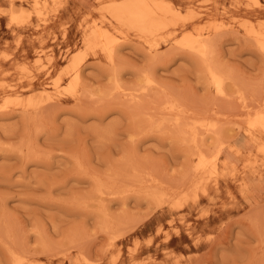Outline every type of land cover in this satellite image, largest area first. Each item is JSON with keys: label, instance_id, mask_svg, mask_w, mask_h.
I'll list each match as a JSON object with an SVG mask.
<instances>
[{"label": "rangeland", "instance_id": "rangeland-1", "mask_svg": "<svg viewBox=\"0 0 264 264\" xmlns=\"http://www.w3.org/2000/svg\"><path fill=\"white\" fill-rule=\"evenodd\" d=\"M114 1L0 0V264H264V133L231 152L264 109V0H167L183 18L149 36L117 23L105 8ZM105 28L111 56L87 52L66 94L70 76L54 78ZM188 32L213 45L206 58L220 89L178 45ZM15 97L25 106L7 102ZM196 118L227 141L218 172L207 165L192 182L191 150L210 157L219 135L196 123L194 143L175 125ZM160 190L182 206L155 205L148 192Z\"/></svg>", "mask_w": 264, "mask_h": 264}, {"label": "bare ground", "instance_id": "bare-ground-1", "mask_svg": "<svg viewBox=\"0 0 264 264\" xmlns=\"http://www.w3.org/2000/svg\"><path fill=\"white\" fill-rule=\"evenodd\" d=\"M35 1V0H34ZM99 1H101V0H99ZM258 1V0H257ZM173 4V3H172ZM169 1H167V0H118V1H114V2H111L110 4H107L106 6H105V8H106V10L110 13V15H111V17L117 22V23H119V24H121V25H124V26H127L129 29H132V30H134V31H136L137 33H139L141 36H149V35H153V34H155L156 32H158V31H160L161 29H163V28H165L166 26H167V23H176L179 19H182L183 17L181 16V12H179L176 8H174L173 7V5H172ZM44 7V6H43ZM6 8V7H5ZM7 9V8H6ZM27 9V8H26ZM8 11V10H7ZM34 12V11H33ZM25 14V10H23V9H20L19 11H15V10H12L11 11V17H12V19H18V18H20L21 16H23ZM28 15H29V13H28ZM103 15V14H102ZM27 17V16H26ZM107 19V18H106ZM18 22V21H17ZM259 24V22L257 23V25ZM87 27V26H86ZM100 29V28H99ZM98 29V30H99ZM227 31V30H226ZM225 31V32H226ZM248 32H249V34H251V35H254L255 37H258V35L260 34L254 27H250L249 28V30H248ZM83 34V33H82ZM215 34V33H214ZM203 35V34H202ZM198 36H200L199 34H198ZM217 37V36H216ZM206 38H207V36H206ZM210 38V40H211V36L209 37ZM115 38L113 37V36H111V34L109 33V31L105 28V29H102V30H99V31H92V33H91V35L90 36H88L87 38H85V48H83V49H80V50H77L76 52H74L73 53V55H72V57H71V59L69 60V62H68V64L64 67V69H63V73H61L60 75H58L56 78H54V80H55V84L57 85L58 83H59V81L62 79V77L64 76V75H69L70 76V80L68 81V83L66 84V85H64L63 86V92H65L66 94H68V95H73L75 92H76V89H77V85H78V76H79V69H80V64H81V61L83 60V58L85 57V55L87 54V52H89V51H94L95 49H100L102 52H104V53H106L107 54V56H111L110 55V53H111V46H112V44H113V42L115 41L114 40ZM213 39V38H212ZM217 39V38H216ZM248 38L246 37V39L245 40H247ZM250 39L251 38H249L248 40L250 41ZM256 39V38H255ZM201 40H204V39H201ZM195 34H192V33H186L183 37H181L179 40H177V43H178V45H180V46H183V47H186V48H188V49H190V50H193V51H195L196 52V54H198L201 58V60L203 61L202 62V65L204 66V69H206L205 71H207V74H209V76L211 77L210 79L212 80V82L211 83H213L214 84V86H216L217 87V89H220V86H221V78H220V75H218L217 74V70H215V68L213 67V66H211V64H209V61H207L208 59L206 58V53H207V50H208V48L209 47H213V45L211 46L209 43H207L208 44V47H207V44L205 43V42H203V41H201ZM207 41L209 40V39H206ZM247 40V41H248ZM262 40V39H261ZM257 41V40H256ZM255 41V42H256ZM259 41V40H258ZM131 42V41H130ZM211 42H214V41H212L211 40ZM260 42V41H259ZM259 42H258V44H259ZM251 43V42H250ZM252 43H254L253 42V38H252ZM212 44V43H211ZM263 45V43L261 42L260 43V48H262L261 46ZM166 48H170V50H171V47L169 46H167ZM165 48V49H166ZM173 48V47H172ZM164 49V51H166ZM174 49V48H173ZM117 50V49H116ZM163 50V49H162ZM162 50H161V52H162ZM172 51V50H171ZM146 52V51H145ZM160 52V50L158 51V53L157 54H159V53H161ZM167 52H169V51H167ZM190 52V51H189ZM113 54H115V51H114V53ZM152 54H153V52H152ZM155 54V53H154ZM164 54H166V53H164ZM150 55H151V53H150ZM196 56V57H199V56ZM117 57V55L115 56V59H117L118 60V57ZM153 57H154V55H153ZM156 57H158V55H156ZM113 59H114V57H113ZM115 59L113 60V63H115L116 65H117V67H119V60L118 61H115ZM158 59V58H157ZM153 60V59H152ZM150 61V60H149ZM152 62V61H151ZM150 62V63H151ZM205 62V63H204ZM112 63V66L111 67H113V64ZM151 65V64H150ZM115 66V65H114ZM115 68V67H114ZM112 69V68H111ZM119 69V68H118ZM115 70H116V68H115ZM149 70L150 69H148L147 71L149 72ZM203 70V69H202ZM143 71V70H142ZM112 73H114L115 71H114V69H113V71H111ZM111 72H110V74H111ZM146 72V71H145ZM147 72V73H148ZM204 72V71H203ZM149 74H150V72H149ZM83 76V75H82ZM150 76H152V75H150ZM111 77H114V80L112 81V82H116V79H115V76H114V74H113V76H111ZM117 77V76H116ZM207 77V76H206ZM84 78H85V76H84ZM147 78V77H146ZM154 78V77H153ZM153 80V79H152ZM152 80L150 81V82H152ZM153 81H155V80H153ZM207 81H209V80H207ZM81 82V81H80ZM152 83H157V82H152ZM209 83H210V81H209ZM46 84H47V82H46ZM118 84V83H117ZM8 85V84H7ZM81 85H82V83H81ZM114 84H112V86H113ZM120 84H118L117 86H119ZM9 86V85H8ZM120 86H122V85H120ZM223 86V85H222ZM142 87H144V86H142ZM146 87V86H145ZM155 87V86H154ZM154 87H152V88H154ZM212 87V86H211ZM84 88H87V87H83V85H82V89H84ZM150 88V87H149ZM80 89H81V87H80ZM214 89V88H213ZM81 91V90H80ZM79 91V92H80ZM144 91V90H143ZM216 91V90H215ZM219 91V90H218ZM222 91H223V88H222ZM219 92H221V91H219ZM84 93V92H83ZM78 94H81V93H78ZM82 95V94H81ZM84 95V94H83ZM80 96V95H79ZM136 96V95H135ZM14 97V96H13ZM80 97H82V96H80ZM79 97V98H80ZM85 97H86V95H85ZM84 97V98H85ZM140 97H141V95H140ZM171 98V97H170ZM83 99V98H82ZM82 99H79V100H82ZM79 100H77L78 102V106H80L79 105ZM140 100V99H139ZM260 100H262V98L260 99ZM34 98H32V99H28V101H27V103H26V105L27 106H31L33 103H34ZM52 101V100H51ZM85 101H86V99H85ZM88 101V100H87ZM169 101V100H168ZM7 102H13L15 105H23V106H25L24 104L25 103H22V101H21V99H19V98H17V97H15V98H11V99H9L8 98V100H7ZM39 102V101H38ZM75 102V101H74ZM82 102V101H81ZM90 102V101H89ZM172 102V101H171ZM261 102V101H260ZM48 104V106L49 107H51L52 105L49 103V102H47ZM52 103V102H51ZM54 103H56L55 101H54ZM54 103H52V104H54ZM58 103V102H57ZM76 103V102H75ZM84 103V102H83ZM163 102H159V104H162ZM46 104V103H45ZM51 106H50V105ZM61 104V103H60ZM85 104V103H84ZM83 104V108H84V106L86 105H84ZM135 104H137L136 103V101H135ZM46 105V106H47ZM75 105V104H74ZM169 105V104H168ZM257 104H254V107L256 106ZM47 106V107H48ZM54 106V105H53ZM52 106V107H53ZM58 106V105H57ZM78 106H77V104H76V106L75 107H77L78 108ZM153 106V105H152ZM180 106V105H179ZM183 106V105H182ZM36 107V106H35ZM55 107V106H54ZM80 107H82V103H81V106ZM79 107V108H80ZM86 107V106H85ZM161 107V106H160ZM176 107H178V106H176ZM175 107V105H173V104H170L168 107H167V110L169 109H171V110H175V109H177ZM185 107H187V106H185ZM247 107V106H246ZM245 107V108H246ZM251 107V106H250ZM254 107H253V109H254ZM257 107V106H256ZM260 107V106H259ZM38 108H40L39 106H38ZM149 108V107H148ZM151 108V107H150ZM150 108L148 109L149 111H150ZM244 108V107H243ZM242 108V109H243ZM243 109V110H241V112L243 113V112H245V111H247L246 109ZM33 109V108H32ZM44 109H46V107L44 108ZM152 109H153V107H152ZM249 109H251V108H249ZM54 110V109H53ZM79 110H81V109H79ZM86 110V109H85ZM166 110V109H165ZM179 110V109H178ZM252 110V109H251ZM259 110V109H258ZM34 111V110H33ZM101 111H102V109H101ZM154 111L155 110H153V113H154ZM156 111H160V110H158V107H157V109H156ZM162 111H163V109L161 110V113H162ZM179 111H181V110H179ZM182 111H183V109H182ZM194 111V110H193ZM255 111H257V109L255 110ZM37 112V111H36ZM39 112V111H38ZM146 112H147V110H146ZM151 112V111H150ZM175 112V111H174ZM185 112V111H184ZM183 112V113H184ZM237 112V111H236ZM235 112V113H236ZM248 112H250V110L248 111ZM252 112H254L253 110H252ZM252 112H250V114L252 113ZM161 113H160V115H161ZM234 113V114H235ZM25 114V113H24ZM34 114H35V112H34ZM147 114V113H146ZM158 114V113H157ZM179 113H177V115H178ZM199 114H200V112H199ZM248 114V113H247ZM26 115V114H25ZM36 115V114H35ZM153 115L154 114H152V117H153ZM159 115V114H158ZM160 115H159V117H160ZM163 115H164V113H163ZM167 115V114H166ZM169 115V114H168ZM183 115V114H182ZM204 115V114H203ZM253 115V114H252ZM156 115H154V117H155ZM174 116V115H173ZM181 116V115H180ZM209 116V115H208ZM248 116H251V115H248ZM154 117H153V119H154ZM167 117V116H166ZM172 117V116H171ZM184 117V116H183ZM182 117V118H183ZM194 117V116H193ZM237 117V116H236ZM240 117H242L241 115H240ZM244 117V116H243ZM160 118H162V120H163V118L165 119V115H164V117L162 116V117H160ZM245 118V117H244ZM244 118H242L243 120H244ZM33 119V118H32ZM35 119V118H34ZM38 119H40V118H38ZM159 119V118H158ZM173 119V118H172ZM188 119H190V118H188ZM192 119H194V118H192ZM239 119H241V118H239ZM31 120V119H30ZM148 120V119H147ZM160 120V119H159ZM175 122H178V120H179V117H175ZM202 120H204V119H202ZM202 120H200V121H202ZM243 120H240V121H242L243 122ZM25 121H26V119H25ZM38 121V120H37ZM170 121H172V120H170ZM197 121V122H196ZM196 121L194 120V121H191V122H187V123H185L184 122V124H183V122H182V124L183 125H180V124H178V123H180V122H178V123H176L175 125H177L178 127H183V129L180 131L179 130V132L181 133H188L189 134V136L191 137V140H193L192 142H194L195 143V138H196V136L198 135V125H196V123H200L199 122V120H197V118H196ZM206 121V120H205ZM207 121H209L208 119H207ZM211 121L212 120H210V122H205V123H203V122H201L200 124H202V126L204 125V127H205V130H207V131H211V133L213 134V137L215 138L218 134V136H217V138L215 139L216 140V147H215V151L213 152V154L210 156V157H206V155H204L203 153H202V150L200 149V147L198 148L199 150H194V151H196L195 153H193V149H195V148H193L191 151H192V154H197V156H196V162H195V159L193 160L192 158H189V162H195L194 164H192V172H194L193 174L195 175L194 177H193V179H191V180H193L192 182H196V181H198V180H196L195 178H197V177H199V175H196V174H198V173H200L201 171L203 172H205L206 170H205V168L207 167V165L209 166V168H210V170H209V172H211L212 173V175L214 174H216L218 171H217V166H218V164H219V159H220V156H222V154H223V152H224V148H225V145H226V141L227 140H225V134H224V131H223V129L222 128H220V129H217L216 128V122L215 123H211ZM245 121V120H244ZM144 122V121H143ZM154 122V121H153ZM156 122V121H155ZM154 122V123H155ZM159 122H161V120L159 121ZM39 123V122H38ZM231 123H233V122H231ZM236 123V122H235ZM235 123H233V124H235ZM26 124V123H25ZM36 124V123H35ZM34 124V125H35ZM157 124H158V121H157ZM156 124V125H157ZM199 124V125H200ZM135 125V124H134ZM139 125V124H138ZM151 125V124H150ZM153 125H155V124H153ZM147 126V125H146ZM238 126V125H237ZM34 127V126H33ZM35 127H36V125H35ZM196 127H197V129H196ZM26 128H27V126H26ZM135 128H136V126H135ZM203 128V127H202ZM130 129H132V128H130ZM141 129V128H140ZM144 129H145V127H144ZM159 129V128H158ZM179 129V128H178ZM229 129V127L226 129V130H228ZM245 130V133H243V135L246 137V138H243L242 140H241V142L237 145V146H235V145H233V146H231V152H233L234 154H241L242 153V150H243V148L244 147H246L247 145H249V144H251V142H255V141H257V139L259 138V136L261 135V134H263L264 133V109H262V110H260V111H258V112H256L255 114H254V116L252 117V118H250V119H248L247 121H246V126H245V128H244ZM148 130V129H147ZM150 130V129H149ZM243 130V129H242ZM229 131V130H228ZM26 132H27V130H26ZM30 134H31V132H30ZM220 135H221V137H220ZM238 135V134H237ZM29 136V135H28ZM236 136V135H235ZM239 136V135H238ZM237 136V137H238ZM23 137V136H22ZM187 138H188V136H187ZM26 139V138H25ZM29 140V137H28V139H27V141ZM183 140V139H182ZM187 141V140H186ZM191 142V141H190ZM26 143V142H25ZM25 143H23V144H25ZM193 143V144H194ZM197 144V143H196ZM20 146H23V145H20ZM27 146V145H26ZM190 146V145H189ZM214 146V145H213ZM25 147V146H24ZM31 147H32V145H31ZM29 149H30V147H29ZM26 151V150H25ZM187 152H189V151H187ZM249 154V153H248ZM193 156V155H192ZM222 161H223V159H222ZM227 164V161H223V163L221 164V166L223 167L224 165H226ZM231 170V169H230ZM206 174V173H205ZM202 178H203V175H202ZM201 178V179H202ZM195 179V180H194ZM204 179V178H203ZM207 180V179H206ZM200 183V181L198 182V184ZM193 184V183H192ZM191 184V186H193ZM195 184V183H194ZM204 184V183H203ZM190 187V186H189ZM189 189V188H188ZM161 192H160V194H158L157 192H153V191H149L148 192V196L153 200H155V205H158V206H161V205H170V207L171 208H176V207H180V206H182V200H183V198L182 197H180V196H178L177 195V192H171V193H169V194H167V192H165V190H160ZM183 192V191H182ZM186 192V191H185ZM188 192V191H187ZM203 192V191H202ZM215 192H217V190L215 191ZM181 195V194H180ZM196 193L195 192H193V198H195L196 197ZM216 197V196H215ZM208 198V197H207ZM208 201V200H207ZM250 208V207H249ZM258 211V210H257ZM262 211V210H261ZM24 253V252H23ZM22 253V254H23ZM20 253H18V255H19ZM9 256V255H8ZM24 256V255H23ZM53 256V255H52ZM19 257V256H18ZM14 258V260H13V264H20V263H22L23 262V260H22V258ZM113 259V258H112ZM37 261V260H36ZM12 264V263H11ZM27 264H29V263H27ZM30 264H31V262H30ZM111 264V263H110Z\"/></svg>", "mask_w": 264, "mask_h": 264}, {"label": "crops", "instance_id": "crops-1", "mask_svg": "<svg viewBox=\"0 0 264 264\" xmlns=\"http://www.w3.org/2000/svg\"><path fill=\"white\" fill-rule=\"evenodd\" d=\"M3 23H4V20L2 18V16H0V30L2 29L3 27ZM1 33V32H0Z\"/></svg>", "mask_w": 264, "mask_h": 264}]
</instances>
